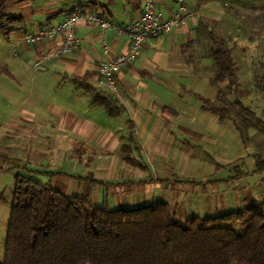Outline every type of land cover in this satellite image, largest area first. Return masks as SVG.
I'll return each mask as SVG.
<instances>
[{"label":"crops","instance_id":"1","mask_svg":"<svg viewBox=\"0 0 264 264\" xmlns=\"http://www.w3.org/2000/svg\"><path fill=\"white\" fill-rule=\"evenodd\" d=\"M143 1L0 0L3 14L9 19H17L0 32V47H5L1 44V40H4L11 50L10 55L15 59L12 62L4 61L0 74L7 75L11 80L19 78L17 82L22 85L34 61L46 51L57 48L60 42L57 40L40 46H23L17 56L12 55V42L25 33L61 23L75 5L86 12L98 14L109 23L125 26L140 16ZM220 1L222 0H187L186 7L190 16L187 23L171 34L147 40L139 57L117 75L116 95L109 94L101 87L98 68L102 61L112 60L126 52L128 40L111 31L103 34L95 26L80 23L76 27L78 49L44 63L46 71L36 78H30L33 86L29 91L31 95L27 93L28 96L23 100L26 107L20 110L21 114L16 118L0 123V142L5 140L8 143L11 139H17L21 141L19 145L25 147L36 136L52 140L56 152L72 147L81 150L79 153L75 150L77 156L84 149L97 148L108 159L100 163L97 156L91 157L94 172H102L99 176L89 178L88 175L93 176V172L75 176L60 175L51 185L46 181L53 175L49 171L50 161L44 154L33 153L28 159L38 162L39 167L24 168L25 176L43 177L44 181L30 178L71 200H88L94 206L106 205L112 210L155 205L156 200H159L158 203L168 204L175 213L184 185H192L197 192L200 187L207 185V181L195 182L181 179L180 175L179 178L177 175L174 178L175 175L169 174L172 175V167L180 170L176 172H182L181 174L191 165L202 169L203 163L197 162L199 158L195 157L191 147L204 135L208 143H215L216 138L211 135L215 125L208 122L210 119L215 121L218 116L203 109L199 94L188 91L189 96L194 95L201 102V107L194 106L189 97H186L187 100L183 97L184 76L188 75L190 67L182 56L188 45V38L196 35L195 28L200 17L210 14L212 6H218ZM176 8V0L157 2V9L166 19L172 16ZM194 37V40L189 41L190 44L195 42L196 36ZM103 38L110 47L108 56L102 50ZM174 42H177V47ZM210 66L212 68L211 64ZM189 78L190 76L188 80ZM175 90L179 92L176 93ZM35 91L41 94L39 99L33 98ZM45 94L55 96L51 99L43 97ZM107 95L117 101L120 107L116 116L110 115L105 106L96 102L97 97ZM171 106L176 107V110H172ZM94 108L104 110L108 120H98ZM189 109L193 111L189 112ZM208 115L211 118H207ZM218 121L221 124L226 122L219 117ZM218 145L221 148L218 155H228L222 153V143ZM223 148L229 149L227 146ZM142 153L160 158L165 163L156 170L155 177L135 159L141 158ZM230 154L234 156L229 162H238L242 156ZM254 157L252 155L253 160ZM74 162L80 163L78 160ZM253 165L255 169V160ZM3 167L5 162L0 156V168ZM131 169L143 170L147 174L145 176L141 173V176L136 177L131 174ZM215 169H219V166ZM93 189H99L97 200L100 203L97 205L91 201L95 197ZM104 201L110 202L111 207L102 203ZM121 202L123 206H120ZM131 204L137 206L132 207Z\"/></svg>","mask_w":264,"mask_h":264},{"label":"rangeland","instance_id":"2","mask_svg":"<svg viewBox=\"0 0 264 264\" xmlns=\"http://www.w3.org/2000/svg\"><path fill=\"white\" fill-rule=\"evenodd\" d=\"M199 20L200 23L198 22L195 28L196 35L193 34L188 38V45L182 56L186 65L190 67L188 75L184 76L185 89H182V94L186 100L188 99L186 97H189L192 104L198 107H201V102L194 95L189 96L188 91L210 99L215 105L229 111V119L222 124L218 121V117L215 121L210 119L208 123L215 125L211 132V135L216 138H213L215 143H208L204 135L197 144L191 147L195 157L200 159L197 162L203 163L202 169L191 165L184 170V174H181L182 172H176L180 170L172 167V175H169H175L174 178H179L178 175H180L181 179L208 182L207 185L200 187L199 192L194 191L192 185H184V191L180 193V199L175 207L177 221H184L191 217L210 218L217 214L228 213V211H238L245 205L264 203V172H254V160L252 159V155L264 156V88L261 80L263 73L261 64L264 62V0H222L218 6H212L210 14H204ZM194 36H196L195 42L190 44L189 41L194 40ZM1 41L5 47H0V68L4 61L15 60L10 55L11 50L5 45L6 42ZM174 46L177 47V42H174ZM218 47L226 48L231 52L232 60L238 69V81L232 86L230 93L224 89L226 85L222 87L226 96L221 100L218 99L219 86L213 83L215 73L210 66L212 63L209 59L210 50ZM44 71H46L45 68L34 71L33 67H30L27 79L22 85L17 82L19 78L11 80L7 75L0 74V123L14 119L21 114L20 110L26 107V102L23 100L33 86L30 78H36ZM177 91L179 92L175 90L176 93ZM37 92L33 93L34 99L41 97V94ZM45 96L47 94L43 97ZM54 96V94H49L46 98L53 99ZM235 102H240L251 112L253 118L250 119L240 114L237 106L231 105ZM171 109L176 110V107L171 106ZM190 109L189 112L193 111ZM94 112L98 115V120H108L104 110L94 108ZM187 114L192 115L193 113ZM208 116L207 118H211L210 115ZM221 143L222 153H228L222 157L218 155L221 149L218 144ZM19 144L21 141L17 139H11L8 143L5 140L0 142V156L5 162V167L0 168V194L2 195V201H0V262H3L5 258L15 175H26L24 168L39 167L38 162L28 159L33 153L44 154L50 161L49 171L53 175L46 181L51 185L60 175L75 176L93 172V176L88 175L89 178L99 176L102 172H94L91 157L97 156L96 159L100 163H104L108 157L97 148L84 149L82 154H77V156L75 153L77 148L72 147L56 152L57 149L54 148L52 140L36 136L33 137V142L31 144L28 142L25 147ZM7 146L10 147L7 149ZM225 146L229 149L223 148ZM77 151L79 153L81 150L77 149ZM230 153L242 156L238 162H229V159L234 156ZM135 159L140 161L153 177H155L156 170L165 165L162 159L143 153L141 158L136 157ZM75 160L80 163H75ZM216 166H219V169L216 170ZM168 168L171 169L169 165ZM130 172L136 177L141 176V173L145 176L147 174L146 171H137V169H131ZM33 177L38 181L45 179L40 176ZM98 190L93 189L95 197L91 201L95 205L100 203V200H97V197L99 199ZM157 201L159 200L155 203H158ZM102 203H107L111 207L110 202ZM120 206H123L122 202ZM130 206H137V204Z\"/></svg>","mask_w":264,"mask_h":264},{"label":"trees","instance_id":"3","mask_svg":"<svg viewBox=\"0 0 264 264\" xmlns=\"http://www.w3.org/2000/svg\"><path fill=\"white\" fill-rule=\"evenodd\" d=\"M15 21L3 14L1 4L0 32ZM209 59L221 100L238 81V69L226 48L210 50ZM261 69L264 88V62ZM198 98L204 110L229 119L226 108ZM96 102L112 116L119 112L110 95L97 97ZM231 105L253 118L240 102ZM254 160L255 172H264V156L256 154ZM0 264H264V203L177 221L168 204L112 210L88 200H71L30 177L15 175Z\"/></svg>","mask_w":264,"mask_h":264},{"label":"built area","instance_id":"4","mask_svg":"<svg viewBox=\"0 0 264 264\" xmlns=\"http://www.w3.org/2000/svg\"><path fill=\"white\" fill-rule=\"evenodd\" d=\"M186 1L176 0V11L169 19H166L157 9L158 0H144L140 16L125 26L109 23L98 14L86 12L75 5L61 23L40 28L32 33H25L12 42V55L17 56L19 49L23 46H40L59 40L60 45L57 48L46 51L34 61L33 69L39 71L44 63L66 56L78 49L79 40L76 36V27L80 23L95 26L103 34L111 31L116 36H122L128 40L126 52L115 56L112 60L102 61L98 68L101 87L109 94L116 95L117 75L139 57L147 40L171 34L187 23L190 16L187 12ZM101 46L104 55L108 56L110 47L106 39H102Z\"/></svg>","mask_w":264,"mask_h":264}]
</instances>
